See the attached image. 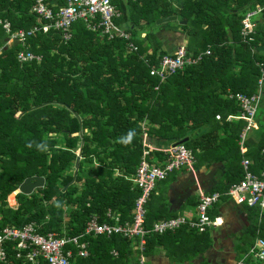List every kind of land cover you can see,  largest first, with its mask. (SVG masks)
I'll return each mask as SVG.
<instances>
[{"label":"trees","instance_id":"trees-1","mask_svg":"<svg viewBox=\"0 0 264 264\" xmlns=\"http://www.w3.org/2000/svg\"><path fill=\"white\" fill-rule=\"evenodd\" d=\"M33 1L0 0V18L7 19L13 31L33 27L38 24L31 12ZM46 1L50 6L64 4ZM114 2L121 13L116 23L130 32L129 39H107L78 20L65 42L54 29L27 37L24 47L40 54L38 61L19 62L20 43L1 47L6 35L0 25V230L34 223L40 233L78 235L91 215L103 221L107 208L129 220L140 193L131 178L142 156L144 131L171 145L187 138L183 144L198 162L224 158L232 166L240 159L238 139L245 121H227L240 106L226 94H251L257 88L264 70V9L254 17L252 42L242 41L240 28L244 13L264 6V0ZM173 15L176 20L156 23ZM155 24L184 33L190 54L209 53L160 80L149 72L167 54L152 28ZM258 123L264 125V120ZM130 132L132 140L124 144ZM263 147L260 139L247 153L254 160V173L264 168ZM154 154L159 151L148 160ZM33 175L43 176L44 185L28 195L17 193V205H9L8 195ZM241 177L242 171L237 180ZM233 180L216 191L226 192ZM253 210L257 219L252 231L264 238V213L259 222L258 210ZM146 224L150 225L149 213ZM177 230L149 232L142 250L131 248L138 238L87 236L88 255L73 256L70 264H128L132 253H148L157 244L165 245V238L176 240L183 229ZM4 245L7 258L0 264H31L16 258L14 242ZM252 245L251 241L244 249ZM37 264L48 263L38 256Z\"/></svg>","mask_w":264,"mask_h":264},{"label":"built area","instance_id":"built-area-1","mask_svg":"<svg viewBox=\"0 0 264 264\" xmlns=\"http://www.w3.org/2000/svg\"><path fill=\"white\" fill-rule=\"evenodd\" d=\"M52 4L51 6L48 5L46 0L33 1L31 12L36 14L38 24L27 30L13 31L8 20L2 21L4 30L9 34V41L16 40L23 46L16 53L19 62L41 59L40 54H35L24 47L28 36L38 31L47 32L49 29H54L60 32L61 39L65 42L71 37V25L78 20L83 21L89 30L95 31L99 36H105L107 39L116 37L129 39L130 37V32H127L123 25L116 23V19L121 16V13L114 0H64L62 5ZM263 9L264 6L259 5L256 9L244 13L240 28V36L243 42L250 43L254 40L256 28L254 17ZM129 45L133 50H136L133 43L129 42ZM206 53H209V50L192 55L187 51L186 45L180 44L172 53L163 55L156 65H151L149 72L160 80H164L168 74H173L187 65L199 62ZM263 79L264 70L261 68L256 93L228 92L227 97L239 104L240 113L229 115L226 119L233 118L245 121L244 130L240 133L241 143L245 138L246 131L251 127H255ZM143 144L146 148L142 151L140 162L133 177V182L139 187L140 193L134 202L131 221L121 223L119 217L108 210V219H113L115 223L110 221L99 222L95 216H92L86 221L83 232L78 235L58 236L54 232L40 233L36 230L34 223H26L19 227H4L0 230V261H5L7 258L4 245L6 241L14 242L16 258L23 259L31 264H37L38 256H41L48 264H70L73 256L86 257L88 255L87 236L104 235L110 237L113 234H119L129 240L138 238V248L142 250L145 237L149 232L163 234L182 225H187L197 232H204L218 223V218H212L209 215V210L224 194L237 202H243L249 207L257 208L260 215H263L264 168L256 174L249 168L250 160L243 158L241 179L231 183L224 193L219 191L199 193L194 217L178 216L161 219L153 222L148 229L145 226V204L156 183L166 179L168 174L175 170L185 166L188 168L193 167L195 158L191 149L186 147L185 144L176 143L167 148L163 164H154L148 160L151 150L150 145L145 141H143ZM261 153L264 155V147L261 149ZM114 254L116 253L114 252ZM248 258L255 259L257 264H264L263 238H257L246 255L237 260L235 264H249Z\"/></svg>","mask_w":264,"mask_h":264},{"label":"crops","instance_id":"crops-1","mask_svg":"<svg viewBox=\"0 0 264 264\" xmlns=\"http://www.w3.org/2000/svg\"><path fill=\"white\" fill-rule=\"evenodd\" d=\"M4 20L7 19L0 18L1 26L2 21ZM169 30L173 32H170ZM143 34L145 35V32L141 33L142 36H144ZM157 34L162 41V48L167 51V54L172 53L175 48L180 45V42H184V45H186L188 41V38L184 33L172 30L171 28L158 29ZM5 35V38H3L4 43L1 47L8 48L17 42L16 40L9 41V34L6 31ZM262 51L264 52V48ZM257 90L258 85L253 93H256ZM228 92L226 95H228ZM261 97L262 101L260 99L261 103H259L258 106L255 118V127H251L246 131V135L242 143L240 133L244 130L245 124L239 133L238 156H240V159H235L232 166L224 158L213 160L209 163L204 161L198 162L195 159V165H193V167H182L168 174L166 179L157 182L145 204V218L149 213L150 225L146 224L148 229L151 227L153 222L161 219H169L178 216L185 218L194 217L196 214V204L198 202L199 193L214 192V190L216 191L218 188L222 187V185L229 184L233 179L237 180V178L241 175V171L243 174V158H248L250 160V166L254 164V160L248 157L247 153L254 151L257 148L260 139H264V125L260 126L258 123L260 119L264 120V85H262ZM239 113L240 110L238 113L228 114L227 116ZM216 117L219 118V115ZM231 120L240 119H227V121ZM144 123L145 122L143 121L141 124L142 127L144 126ZM143 141L150 145V154L154 153V151H159V154H154L151 156V159L149 158L151 160L150 162L159 165L163 164L166 158V150L171 143L165 144L163 140L152 139L145 131L142 134V145L144 149L146 146L143 144ZM242 148H244V150H242ZM233 156H235V154H233ZM250 166L249 168H251ZM232 168H234V170L230 172ZM239 169H241V171ZM133 177L131 178L132 181ZM236 180L233 181L236 182ZM13 192L8 195V198L16 195H14ZM9 205L11 204L9 203ZM253 209L245 203L237 202L224 194L209 210V215L212 218H218V223L216 225L209 227L204 232L195 231L197 233L196 235L190 233V231L193 232V229H190L187 225H182L177 228L178 230H183L176 233V240L169 241L165 238L164 242L166 246L157 244L148 253H132L129 255L130 261L128 264H235L237 260L243 258L249 251L250 247L248 249H244L246 244H249L251 241L254 244L257 238H263L252 231L257 219ZM108 210H110L113 215H117L119 217V222L121 223L131 221L133 208L131 210V217L129 220H121V214L119 212H114L110 208H107L105 212V219L103 221L115 223L113 219H108ZM92 216H95L99 222H102L99 220V216L97 214H93L90 217ZM261 219L262 215H260L258 210V221L260 222ZM131 248L132 250H137L138 244L133 245ZM114 252L117 253L116 249H112L110 251L111 255L113 254L112 256L116 257ZM247 260L250 264H252V262L253 264H257L253 258H248ZM104 264H111V262L106 261Z\"/></svg>","mask_w":264,"mask_h":264},{"label":"water","instance_id":"water-1","mask_svg":"<svg viewBox=\"0 0 264 264\" xmlns=\"http://www.w3.org/2000/svg\"><path fill=\"white\" fill-rule=\"evenodd\" d=\"M176 16H165V17H161L159 19L156 20V23H163V22H168V21H173L176 20ZM187 138H184L183 140L179 141L178 143H183L184 141H186ZM77 155H80V150L78 152ZM79 160L80 158H78L75 161V169H74V173H73V179L75 178V175L77 173V169H78V164H79ZM45 183V178L43 176H37V175H33V176H29L26 177L18 186V188L13 192V194H17V193H23V194H31L35 189L42 187Z\"/></svg>","mask_w":264,"mask_h":264},{"label":"rangeland","instance_id":"rangeland-1","mask_svg":"<svg viewBox=\"0 0 264 264\" xmlns=\"http://www.w3.org/2000/svg\"><path fill=\"white\" fill-rule=\"evenodd\" d=\"M259 21H261V19L259 18L258 19ZM153 30L155 31V32H157L158 31V26L155 24L153 27ZM166 30V29H165ZM170 31V30H169ZM170 32H173V31H170ZM182 36H184V35H182ZM178 37H179V35H178ZM185 37V36H184ZM183 37V38H184ZM187 37V36H186ZM180 44H183L184 45V42H180ZM264 85V84H263ZM262 97H263V95H262ZM262 97H261V101H262ZM261 103V102H260ZM79 152V151H78ZM78 152H77V154H78ZM12 196H10V198H11ZM10 198H8V202L11 204V205H13V206H16L17 205V202H16V199H15V196H13V198H12V200L10 199ZM10 200V201H9Z\"/></svg>","mask_w":264,"mask_h":264},{"label":"clouds","instance_id":"clouds-1","mask_svg":"<svg viewBox=\"0 0 264 264\" xmlns=\"http://www.w3.org/2000/svg\"><path fill=\"white\" fill-rule=\"evenodd\" d=\"M132 135H133V134L130 132V133L128 134L127 138H126V139H123L122 142H123L124 144H128V143L132 140Z\"/></svg>","mask_w":264,"mask_h":264}]
</instances>
